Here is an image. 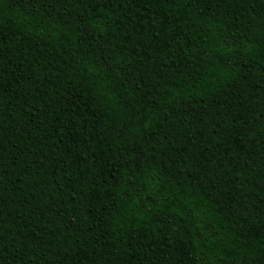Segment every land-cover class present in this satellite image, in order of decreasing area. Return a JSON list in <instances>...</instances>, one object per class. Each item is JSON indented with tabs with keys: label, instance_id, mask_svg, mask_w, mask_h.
<instances>
[{
	"label": "trees",
	"instance_id": "trees-1",
	"mask_svg": "<svg viewBox=\"0 0 264 264\" xmlns=\"http://www.w3.org/2000/svg\"><path fill=\"white\" fill-rule=\"evenodd\" d=\"M0 264H264V0H0Z\"/></svg>",
	"mask_w": 264,
	"mask_h": 264
}]
</instances>
